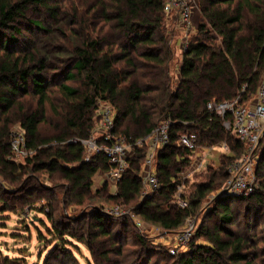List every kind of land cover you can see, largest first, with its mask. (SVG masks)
<instances>
[{"label":"trees","instance_id":"trees-1","mask_svg":"<svg viewBox=\"0 0 264 264\" xmlns=\"http://www.w3.org/2000/svg\"><path fill=\"white\" fill-rule=\"evenodd\" d=\"M62 1L0 0V192L25 206L38 189L48 192L38 180L47 175L66 183L62 197L74 199L69 204L81 206L83 198L93 199V177L111 166L103 155L84 162V147L72 140L90 137L99 122L98 103L104 102L114 110L111 134L132 145L160 123L171 124L168 144L155 155L159 187L142 197L140 173L147 146H132L128 169L114 191L104 181L94 193L98 205L89 206L85 214L64 222L49 194L43 208L54 237L84 245L94 264H148L154 255L150 240L128 217L107 216L102 207L122 205L167 233L182 229L188 218L212 211L209 217L215 214L217 225L208 228L202 222L184 252L171 256L162 249L163 254L171 264H252L255 238L230 228L236 220L230 205L243 202L250 212H264V136L255 191L245 198L220 196L226 167L241 157L243 145L222 128L206 104L255 94L264 75V0H197V28L184 46L173 88L168 77L172 31L165 27L164 0H72L67 11ZM32 13L38 18L30 17ZM33 35L37 40L29 38ZM15 126L23 131L25 149L32 152L20 161L14 160L9 145ZM186 131L196 135L197 150L226 144L230 154H220L216 168L206 167L202 180L183 190L187 206L180 209L170 201L176 188L187 184L180 177L193 152L177 146ZM21 194L28 199H20ZM203 200L211 205L201 212ZM11 205L0 197V213L11 211ZM109 220L120 228L114 231ZM132 229L138 242L133 251L125 247V234ZM198 239L204 244L196 243ZM58 245L43 264H77L72 253Z\"/></svg>","mask_w":264,"mask_h":264},{"label":"rangeland","instance_id":"rangeland-1","mask_svg":"<svg viewBox=\"0 0 264 264\" xmlns=\"http://www.w3.org/2000/svg\"><path fill=\"white\" fill-rule=\"evenodd\" d=\"M62 2L63 11H67V6L69 5V3H72V0H64ZM30 17L38 18V16L33 13ZM172 17L173 16L166 17L168 21H166L165 24L168 32L172 31V34H170L171 39H169L168 41V46L170 47L172 52L171 60L168 63V77L170 88H173L177 84V72L183 51V46L187 43L189 37L195 35V30L197 28L196 23L198 22L197 18L199 17V15L196 8L191 16L192 29L188 33L186 38L183 36L184 33H181L175 29V26L177 24V17L175 19V23L172 21ZM173 27L175 28L173 29ZM21 28L24 29L25 26ZM37 37L38 36L35 35L29 36V38L33 40H37ZM262 76L260 77V80ZM69 84L71 86L76 85L75 83ZM253 97L248 98L247 96L248 99L245 97L244 100L247 99L245 100L246 103H250L251 100H253L251 99ZM99 129L100 126L96 123L90 137L98 138L96 133L99 132ZM221 145L222 144L209 148V152L206 150H197L193 152V155L190 158V165L184 170L180 177L181 181H183L184 178V180L187 181V184L183 188H181L182 190L187 191L192 182H198L202 180V176L204 175L206 170L205 167L208 164L207 162H210V165L208 164V166H211L213 168H216L218 166L220 154H224ZM258 145L259 158L261 148L263 147L260 143ZM146 152H148V150ZM198 164H202V168L197 169ZM100 174L101 173H98L93 177L92 187L89 191L90 196H93L94 198L91 200L83 198L84 203L81 206L69 204L74 199L71 198V200L68 196L65 197L64 195L63 199V192L67 190L68 186L61 180H50L51 178L47 175L39 176L38 180L39 182L40 180H42L41 185L44 186V188H47L48 192L40 191L38 189V191H36L32 196L29 197V199L27 196L21 194L20 199H28L30 201L29 204H26L25 206L20 205L19 203L21 202V200L18 199H16L14 202L9 201L8 198H10V196H7L0 192V197H2L5 201H8L10 205L13 203L11 205L13 207L11 211L0 213V264H43L45 257L53 249V247L56 246L57 243H59L58 247L61 248L62 245H64L65 248L72 253V256L76 260L77 264H94L92 259L90 258L88 250L84 245L77 243L75 240L67 237L62 243L59 242L56 237H54V234H52V232L50 231L51 225L45 217V213L48 210H44L43 202H45L47 198H49V194H52L53 198L58 202V204H55L58 205L57 207L60 209L59 212H62V215L65 216V218L63 219L64 222H66L67 219L72 220L71 218H78V215L81 216L83 215V213L85 214L89 206L93 204L94 206L98 205L94 193L98 188H100V185H102L103 183L104 177ZM23 179L25 180L26 178ZM106 182L109 184L108 181ZM0 185H2V181H0ZM5 185L7 184L5 183ZM110 185L111 187L109 190L114 191V183L110 182ZM38 197L40 198L35 200ZM210 197L212 198L210 199L211 203L214 195H211ZM207 204L209 203L203 200L198 208L199 211H204ZM245 204L246 203L234 201L230 205L234 210L236 216L235 225L233 224V226H231L230 228L234 232H238L245 237H248V235H252L255 238V251H252V253H255L256 256L252 264H264V212L263 210H261L259 214L250 212V209H248ZM104 207L109 208L111 206L105 205ZM97 208L100 209L99 207ZM212 208L215 209L216 206H211L210 211ZM204 215L205 214H199L197 216L198 218L195 219L196 227L202 222L204 223V226L208 228H213L215 225H217L218 218L215 216V214H212L210 217L209 215ZM83 221L85 222L87 220ZM108 222L112 223L111 226L114 231H117L120 228L117 227L116 221L109 220ZM74 225L75 223L71 224V226ZM135 230L142 236L148 238V241L150 240L149 242H147V244L148 246L153 248L154 255L157 254L156 256L153 255L150 258L148 264H171V259L166 254H163V250L168 251V248L170 247H177L176 243L173 241V237L171 236L172 234L164 233V230H162L161 228L148 225L146 223L140 229L135 228ZM136 231L132 229L127 232V234H125V247L132 251L138 248L135 245L136 243H138L137 239L133 236V233L137 234ZM196 243L204 244V241L198 239L196 240ZM150 244H154L155 246H151ZM186 249L187 248L185 247H180L179 252H184ZM2 259H8L11 263H5L4 261H2Z\"/></svg>","mask_w":264,"mask_h":264},{"label":"built area","instance_id":"built-area-1","mask_svg":"<svg viewBox=\"0 0 264 264\" xmlns=\"http://www.w3.org/2000/svg\"><path fill=\"white\" fill-rule=\"evenodd\" d=\"M197 8V0H164L162 6L166 17H177L176 30L184 33L186 38L191 31V16ZM185 46V44H184ZM183 46V49H184ZM253 99V100H251ZM250 103L241 99V94L231 101L216 102L209 101L206 110L221 121L222 128L236 138L243 145V152L240 158L234 160L226 167L227 180L218 191L220 196L231 198H245L251 195L256 188L255 169L258 159V144L264 136V75L258 85L257 91ZM96 114L99 117V137H89L86 140L73 139V143H79L85 149L84 162H89L91 157L103 155L111 166L107 173L101 176L109 182L115 183L121 174L128 169V161L132 157V146H147L148 152L141 165L140 178L142 182V197L151 196L158 189V184L154 176L155 155L158 150L168 144L169 122L160 123L147 137L137 140L133 145L127 143L124 138H114L111 134L113 126L114 110L104 102L98 103ZM102 140L101 143L97 142ZM196 135L189 131L180 134L177 146L188 151H197ZM70 143V142H69ZM10 150L15 161L31 156L32 152L25 149L23 131L15 126L10 132ZM223 155L230 154L226 144L221 145ZM202 168V164L197 165V169ZM184 180V179H183ZM183 187L178 186L170 201L172 206L183 209L187 206L183 199ZM98 209V208H97ZM101 211L107 216L128 217L134 227L140 229L144 222L138 219L131 209L122 205L113 207H103ZM145 230V229H144ZM196 230V220L188 218L182 229L172 234L173 241L177 247L168 248L171 256L179 252L180 247L187 248L188 243Z\"/></svg>","mask_w":264,"mask_h":264},{"label":"crops","instance_id":"crops-1","mask_svg":"<svg viewBox=\"0 0 264 264\" xmlns=\"http://www.w3.org/2000/svg\"><path fill=\"white\" fill-rule=\"evenodd\" d=\"M197 20H198V18H197ZM198 23V22H197ZM197 23H196V25H197ZM97 134V137H99L100 135H99V133H96ZM200 150H206V151H208L209 152V148H206V149H200ZM209 165H210V162H207ZM208 164H207V166L206 167H208ZM205 167V168H206ZM209 167H211V166H209ZM213 168V167H212ZM101 175V174H100ZM185 179V178H184ZM104 181H108V180H105V179H103V182ZM109 182V181H108ZM109 184H110V182H109Z\"/></svg>","mask_w":264,"mask_h":264}]
</instances>
